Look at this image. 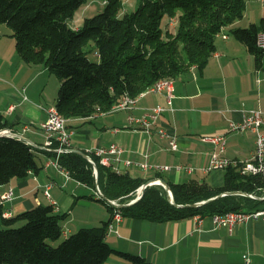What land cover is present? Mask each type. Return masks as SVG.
Segmentation results:
<instances>
[{
    "label": "trees",
    "instance_id": "16d2710c",
    "mask_svg": "<svg viewBox=\"0 0 264 264\" xmlns=\"http://www.w3.org/2000/svg\"><path fill=\"white\" fill-rule=\"evenodd\" d=\"M86 1L0 0V25L11 29L21 59L47 68L59 79L55 106L67 120L109 112L123 97H138L155 82L176 79L193 67L202 71L226 29L255 56L258 67L264 58V48L257 44L259 33H264V18L259 24L236 26L245 16L247 0H143L134 12H124L123 0H105L104 11L85 18L76 29L70 21ZM89 53L99 60H91ZM11 128L0 113V131ZM37 151L21 139L0 136V188L14 178L38 173ZM47 152L58 157L60 167L76 181L93 189L99 185L105 199L98 200L108 206L111 217L116 209L108 200L130 203L150 180L104 165L94 152L85 153L96 164L98 178L93 164L82 155L71 150L59 156ZM240 167L226 168L220 187L206 181L168 182L174 204L163 186L150 185L137 202L119 211L123 217L166 222L261 208L264 201L237 194L200 207L186 206L229 192L263 197L264 176L243 174ZM155 178L162 176L158 173ZM65 218L51 204L3 216L0 264H104L114 255L130 264H155L113 248L106 240L110 221L82 228L54 245L64 234Z\"/></svg>",
    "mask_w": 264,
    "mask_h": 264
},
{
    "label": "crops",
    "instance_id": "0c3cea01",
    "mask_svg": "<svg viewBox=\"0 0 264 264\" xmlns=\"http://www.w3.org/2000/svg\"><path fill=\"white\" fill-rule=\"evenodd\" d=\"M254 4L264 6L259 0H247L244 18L257 19ZM260 12L264 18V9ZM82 22L79 18L71 25L78 29ZM253 23L258 24L257 20ZM249 25L242 26L240 21L236 24ZM51 74L43 66L26 64L16 50L11 29L0 25V113L12 126L10 131L26 136L39 149L40 166L38 173L14 178L0 188L1 194L9 189L14 192L12 201L0 203V228L4 213L12 217L40 204L50 205L45 194L47 186L57 213L66 214L63 229L70 228V234L111 220L108 206L98 200L95 189L71 176L67 179L53 165L46 167L55 157L45 148L47 136L41 126L48 120V109L57 103L60 86L54 84L49 90ZM173 80L171 107L165 93H149L139 96L133 108L68 120L72 149L94 152L117 144L123 150L120 162L115 163L119 172L151 180L156 171L127 166L125 161L169 165L172 170L159 173L167 183L203 182L209 176L210 185L222 186L224 171H206L215 147L202 137L225 134L227 147L223 155L242 162L252 158L255 133L228 132V127L231 121L244 120L251 110L264 113V58L258 67L255 56L226 29L217 37L216 52L205 69L193 67ZM157 106L166 109L152 124L153 132L138 124L130 127L129 117L144 118ZM160 128L176 137L178 150L170 148V136L160 135ZM178 165L194 170L179 172L175 168ZM106 240L116 250L141 255L155 264H246V257L252 264H264L262 220L241 223L230 231L217 225L211 216H205L200 225L194 217L166 222L122 217L113 223ZM104 264L130 263L114 255Z\"/></svg>",
    "mask_w": 264,
    "mask_h": 264
},
{
    "label": "built area",
    "instance_id": "2783aa9c",
    "mask_svg": "<svg viewBox=\"0 0 264 264\" xmlns=\"http://www.w3.org/2000/svg\"><path fill=\"white\" fill-rule=\"evenodd\" d=\"M262 4H264V0H259ZM173 23H175L173 21ZM257 44L259 47L264 48V33L261 32L258 35ZM152 93H165L167 97V104L171 107L172 100L174 97V83L171 85H161L160 88ZM137 101H133L128 99L127 101L122 102V104H116L114 108L116 110L120 109H130L136 105ZM165 107L157 106L153 108L146 117L144 118H135L129 117V125H140L145 128V130L149 133L153 132L151 129L152 124L158 119V117L165 111ZM46 133L47 142L45 145L46 149L53 150L58 156L63 153L65 150H71V139L72 132L69 130L67 124H62L54 121L52 117V107L48 109V120L42 124L41 126ZM251 131L256 135V148L255 153L251 159L242 162L240 160L231 159L224 154L227 147V139L225 134H218L214 136H204L202 137L204 142L210 143L215 147L214 152L211 154L210 163L208 169L206 171L211 170H222L224 171L229 166L240 167V171L243 174H261L264 176V113L261 110L254 109L247 113L244 120L241 122H233L231 121L228 127V132H247ZM160 135L170 136L167 131L163 128L158 130ZM56 147V148H53ZM170 148L174 151L179 149V145L177 143L175 136H170ZM122 148L117 144H112L109 148H99L94 151L95 155L101 158V163L107 166H112L115 170L118 171L117 167H115V163L120 162V155L122 153ZM126 165H134L138 166L144 170H154L157 173H162L165 171H170L173 169L172 166L169 165H149L146 163H136L133 161H125ZM50 165L55 166L60 169L64 176L67 179L70 178V174L63 170L59 165V159L56 157L54 160L50 161L46 164V167ZM179 172L188 171L192 172L194 169L189 166L178 165L175 167ZM49 186L45 191L46 196L50 199L51 205L54 208L58 209L56 203L52 201L49 193ZM95 194L98 198L103 196L101 189H95ZM254 195V194H252ZM139 196V190L137 191V197ZM264 197V196H263ZM14 199L13 189H10L4 193H2L0 197V203L4 205L6 202H10ZM114 203H118L117 201H113ZM120 208H117V213L113 214L112 223L110 224V229H113V223L115 221H119L122 219V214L119 211ZM8 213H4L3 216L7 217ZM205 216L196 215L194 218L196 219L198 225H200ZM214 222L219 226H225L229 228L230 231L236 225L241 223L250 221V220H262L264 221V207L251 209L246 211H231L226 214H215L211 216ZM65 233V231H63ZM66 234V233H65ZM246 264H252L249 257H246Z\"/></svg>",
    "mask_w": 264,
    "mask_h": 264
},
{
    "label": "rangeland",
    "instance_id": "374dc122",
    "mask_svg": "<svg viewBox=\"0 0 264 264\" xmlns=\"http://www.w3.org/2000/svg\"><path fill=\"white\" fill-rule=\"evenodd\" d=\"M123 1H124V12H134L143 2V0H123ZM254 5H255V7H253V8H254L255 11H257V17H256L257 19H253V17H251V16H246V18H244L243 20L240 21L242 26L249 25V24L255 22V20H257L258 24L262 21L263 17H261L262 14H261L260 11L262 9H264L263 8L264 6H261V4H258L259 6H256V4H254ZM105 6H106L105 0H87L86 3L83 6H81L80 9L77 11L76 16L74 18L75 20L73 19L74 21H70V25L73 24V22H75V21L77 22L79 18H81V21H83L85 18H88V17L91 18V17H94V16L102 13L104 11V9H105ZM172 29H174V26L172 27ZM89 58L91 60H93V61L99 60L98 56L96 54H94V53H89ZM51 75H52L53 83L50 85L49 90L54 86V84H56V85L59 84L60 85L59 79L54 74H51ZM59 88H60V86L58 87L57 92H59ZM37 160L39 162L38 158H37ZM208 177H205V178L202 177L203 178L202 181L203 182L206 181V182L209 183ZM95 198H97V197H95ZM262 207H264V205ZM112 217H111V220H110V224L112 223ZM110 224H109V227H108L107 234H108V232L111 231ZM98 227H101V226H98ZM87 228H94V227H87ZM69 229L67 227H65L63 230L65 231L66 234H63L62 238L59 239L58 241L53 242V244L54 245H58L67 236L71 235L69 233L70 232ZM73 232L77 233L78 231H73Z\"/></svg>",
    "mask_w": 264,
    "mask_h": 264
},
{
    "label": "water",
    "instance_id": "95a60500",
    "mask_svg": "<svg viewBox=\"0 0 264 264\" xmlns=\"http://www.w3.org/2000/svg\"><path fill=\"white\" fill-rule=\"evenodd\" d=\"M0 136H9V137H15V138H18V139H21L25 142H27L28 144L34 146V143L29 139L27 138L26 136L24 135H21V134H17V133H14L12 131H10V129H6V130H3V131H0ZM35 147V146H34ZM71 151L77 153V154H80L82 155L84 158H86L90 163L93 164V167H94V171H95V174H96V177L98 178V169L96 167V164L94 163V161L92 160V158L87 154L85 153L84 151L82 150H79V149H71ZM161 185L163 186L166 191H167V194H168V199L171 201V203L174 204V197H173V194H172V191L170 189V186L169 184L163 179V178H155V179H151L149 180L146 184L142 185L141 188L139 189V196L131 201L130 203H126V204H120V203H114L113 201L111 200H108V203L111 204V205H114L115 207L117 208H124L126 206H130L132 204H134L135 202H137L144 194V191L145 189L150 186V185ZM96 189H100L99 185H97ZM234 194H237V195H244V196H248L252 199H258V200H262L264 201V197H259V196H256V195H252V194H245V193H242V192H229V193H224L222 195H218L216 197H213L211 199H208L206 201H202V202H198V203H194V204H189V205H186L187 207H200V206H203L205 205L206 203L210 202V201H213L221 196H224V195H234ZM101 198H104L103 196ZM105 199V198H104Z\"/></svg>",
    "mask_w": 264,
    "mask_h": 264
},
{
    "label": "bare ground",
    "instance_id": "6f19581e",
    "mask_svg": "<svg viewBox=\"0 0 264 264\" xmlns=\"http://www.w3.org/2000/svg\"><path fill=\"white\" fill-rule=\"evenodd\" d=\"M224 37H226V36H224ZM171 83H174L173 79H169V78L161 79V80L155 82L149 88H147L144 92H142L140 96H144L146 94L155 92V91H157L160 88L161 85H171ZM138 97L134 98V97H131V96H125L117 104H122V102L127 101L128 99L133 100V101H137ZM113 109L116 110V108H113ZM52 117L54 118V121H56V122H59V123H62V124H67L68 123V120L64 116H62L60 114V112L58 111L56 106H52ZM115 209H116L115 213H117V207H115Z\"/></svg>",
    "mask_w": 264,
    "mask_h": 264
}]
</instances>
